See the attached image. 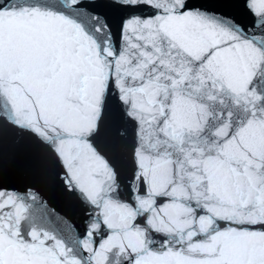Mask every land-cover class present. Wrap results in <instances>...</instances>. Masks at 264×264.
<instances>
[{
    "label": "snow or ice",
    "instance_id": "obj_1",
    "mask_svg": "<svg viewBox=\"0 0 264 264\" xmlns=\"http://www.w3.org/2000/svg\"><path fill=\"white\" fill-rule=\"evenodd\" d=\"M0 264H264V0H0Z\"/></svg>",
    "mask_w": 264,
    "mask_h": 264
}]
</instances>
